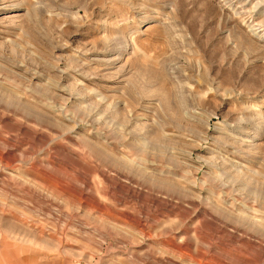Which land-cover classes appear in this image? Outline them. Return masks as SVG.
I'll return each mask as SVG.
<instances>
[{
  "label": "rangeland",
  "instance_id": "rangeland-1",
  "mask_svg": "<svg viewBox=\"0 0 264 264\" xmlns=\"http://www.w3.org/2000/svg\"><path fill=\"white\" fill-rule=\"evenodd\" d=\"M0 264H264V0H0Z\"/></svg>",
  "mask_w": 264,
  "mask_h": 264
}]
</instances>
